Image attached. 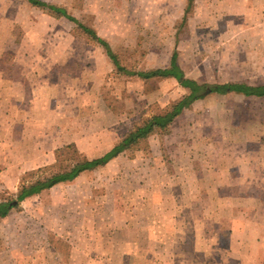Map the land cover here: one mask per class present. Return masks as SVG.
I'll list each match as a JSON object with an SVG mask.
<instances>
[{"label": "rangeland", "instance_id": "1", "mask_svg": "<svg viewBox=\"0 0 264 264\" xmlns=\"http://www.w3.org/2000/svg\"><path fill=\"white\" fill-rule=\"evenodd\" d=\"M44 1L130 70L176 51L200 84H264V0ZM2 71L13 118L8 130L0 119V202L15 203L0 217V264H264L263 97L208 94L106 166L18 201L57 149L103 154L190 89L120 73L74 22L28 0H0Z\"/></svg>", "mask_w": 264, "mask_h": 264}, {"label": "trees", "instance_id": "2", "mask_svg": "<svg viewBox=\"0 0 264 264\" xmlns=\"http://www.w3.org/2000/svg\"><path fill=\"white\" fill-rule=\"evenodd\" d=\"M32 5L48 10L57 16H65L77 25V28L90 40L101 45L106 54L110 57L113 64L120 73L137 75L143 80L152 78L173 77L179 84L189 88L187 95L173 101L167 108L147 117L141 123L136 124L133 129L127 132L109 151L93 157L87 156L80 151L73 143L67 144L56 151V164L40 167L31 174L36 177L23 183L19 189L16 200L23 201L35 194L49 189L61 182L72 181L87 171L106 166L110 161L121 153L133 149L142 140H146L151 135L168 129L174 120L197 99L211 93L226 94L236 92L245 96L263 97L264 84L252 85L245 82H234L224 84H200L194 79L187 78L183 69L177 62V52L172 54L170 64L166 67H158L149 70L134 71L121 64L119 56L114 52L110 43L100 36L95 28L86 25L75 16L71 15L65 7H61L44 0H28ZM194 0H189L187 9L190 8ZM187 15L183 21L186 22ZM15 201L0 202V217H6L13 207Z\"/></svg>", "mask_w": 264, "mask_h": 264}, {"label": "crops", "instance_id": "3", "mask_svg": "<svg viewBox=\"0 0 264 264\" xmlns=\"http://www.w3.org/2000/svg\"><path fill=\"white\" fill-rule=\"evenodd\" d=\"M0 82H1L0 83V89H1L0 110H2L1 115H0V119H1L2 127H4V125L7 126L6 129L8 130L9 129V122L11 121V117H12L9 113V110H10L9 109V106H10V78L8 76L4 77L3 71L1 74ZM67 90L69 91L68 87H67ZM85 96H86V94H85ZM70 141H73V140L71 139V140L66 141V142H70ZM181 150H183V149H178V151H181ZM185 165H187V167L185 166V169H188V166L191 167L190 170H188V173H186V174L191 175L193 178L195 176V173L192 172V168H193L192 164L187 162V163H185ZM233 251H236V250H234V248H233Z\"/></svg>", "mask_w": 264, "mask_h": 264}]
</instances>
